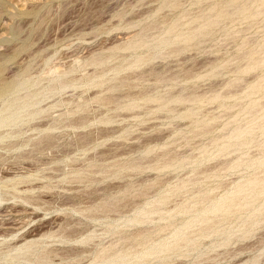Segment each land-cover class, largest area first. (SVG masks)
<instances>
[{
  "label": "bare ground",
  "instance_id": "1",
  "mask_svg": "<svg viewBox=\"0 0 264 264\" xmlns=\"http://www.w3.org/2000/svg\"><path fill=\"white\" fill-rule=\"evenodd\" d=\"M197 1L200 2L202 0H197ZM209 1L211 2L214 0H209ZM161 2H162L160 7L161 10L169 7L172 8L173 10L177 8L180 9L179 6L181 1L178 2V0H162ZM220 3L219 4L217 3V5L216 4L214 5L213 3L212 7H208L209 8V10L207 9L208 12H206L207 10L205 11L204 9L203 11H205V14H201V16L199 15V17L195 16L196 18L191 20L189 19L187 21H185L184 19L186 18V16H189L191 14L187 13L188 11L187 12L184 11L188 15L182 12L183 14L180 17L176 16L178 18H174L175 20L169 23V25L167 24L168 27L165 28L163 32H161L156 36L154 35L150 36L147 32L148 30L144 28L140 32L135 33L133 36L129 37L126 43L113 46L112 48L108 49L109 50L108 54H93L91 55V57L85 60H81V57L80 59L76 58L74 62L69 66H63V65L61 66L60 64L56 65L57 63L55 65H50L51 59L53 57H48V58L43 57L42 58L43 67L40 71L36 73V75L32 73L33 68L31 66L32 64L31 61L26 65H23L26 59L25 60L23 59L24 60L23 62L17 61L14 63L15 59L19 57V55L22 52L27 51L30 48L29 44H24L22 47L14 49L10 52L7 51L8 53L5 52L3 53L1 51L2 53H0V145L8 142L9 143L8 145L10 146L11 149H15V148L19 149L30 146V142H32L33 137L28 136V133L35 132L38 135H41V137L38 138L37 141L33 144L35 147L36 146L40 147L44 139H47L48 144L50 146H53L52 141L56 138L55 135L53 134L60 129L61 125L62 127L64 125L62 124V121H64L62 117L63 116L73 117L71 119L75 120L74 118L77 114L89 110L88 108L91 103L94 104L96 103L100 107H104L106 111L102 113L101 114L102 116L100 117L99 115L98 117H96L97 115L95 116V118L93 117V120L98 119L95 122L90 120L92 118L86 119L85 116L78 118L79 120H82L81 124L79 123V120L78 122L77 120H75V122H77L78 124L74 123V121L72 120L71 121L73 122L72 124L71 122L70 124L67 123L68 128L70 127L73 130H75L76 128H80L81 126L82 127L86 126V124L90 125L91 123H95V124L101 123L105 125L112 124L113 120L116 121L115 120L116 117L121 116V114H119L120 111L133 113L132 116L135 119L136 118L140 119L142 116L143 118L144 117L146 118V116H148L149 118H146L144 120H149L151 116L154 115L156 116L157 114L164 113L167 114V116L163 115L164 118L166 116V119L168 120L171 119L170 121L175 120L173 118H177L176 120L190 119V121L191 120L193 121L200 114L199 112L200 105L202 107L203 105H205L204 103L222 100L226 97L225 94H224L225 97L222 96L223 94L220 95L219 93H214L209 96L210 92L207 95L206 91L203 92L202 90L201 91L203 92V94L201 92H199V94L196 93L195 89H198L197 87L193 90L195 92L191 91L192 89L189 91V88L180 89L178 87L177 88L175 87L180 83L182 84L183 82L188 83L190 80L193 81L195 80L194 82H196L197 80V82H199V80L201 79L203 80V78L206 76H210V78L218 77V75L220 74L217 71L219 64L216 62L218 65L214 66L213 63H211L213 67L211 66L212 68L207 74H205L206 76L205 75L203 76L201 73L185 74L184 73L185 71L184 72L181 71L185 75H183L182 73L180 74L179 72H178L179 74L178 73L173 74L174 73L173 72L171 73V75L167 76L166 74L168 71L166 72V74L159 73V70H156L153 67L151 68V65H153L154 62L157 61L158 59L166 61L168 58H172V57L176 58L178 56L180 57V55H182L186 51H189L191 48H195V47L200 48L201 47L200 45L202 44L204 38L206 37L208 38V36L210 37L212 35L215 36L214 30L220 26L222 20L228 19L230 21L231 20L235 21V18L236 19L240 18L243 21L248 19L254 20L255 18L261 16L264 17V0H224V3H221V5ZM23 8L24 7H22L21 9ZM169 21L170 20L166 21V23H168ZM118 29L119 28H117V30ZM218 30L216 32H218ZM1 43L2 41H0V44ZM118 51L127 52L128 55L122 56V60L119 65L112 67L108 66L113 59L119 57L117 55ZM259 51L256 48H252L250 52L248 51L249 52L248 54L244 55L245 57H247L248 61L246 67L243 68L240 67L242 69L239 68L240 70L238 71L240 73H249L250 71L254 70L257 66L264 64V57L262 58L256 57V56H260ZM31 57H33L32 59L33 61L36 57H38V54L36 52L31 53L29 54V56H27V59H30ZM9 63L16 64L15 67L18 66V69L15 68L17 69L16 71L10 72L9 71L10 66H8ZM88 67H95L96 69L92 73L89 72L84 75H80L78 77L75 75L81 71H85ZM146 67H148V69L144 70L146 69ZM187 70L189 71V69ZM125 73L126 75H124ZM9 74L11 75L8 76ZM150 77L153 78V82H154L153 84L155 85L150 84L151 87L150 86L148 87L146 85H149L148 82L151 81L149 79H152ZM263 83H264V77L258 80V82L248 86L249 92L247 97H249L250 103L246 105V107L242 110V112H240V114H238L239 116L241 115V113H244V115H246L248 119V120L246 119L247 120V123L245 124L246 126L245 125L239 126L237 123L238 126L235 127L233 125L234 127H232V129L227 133V135L225 134V136L222 137L218 136L216 138L212 137L213 139L211 141L212 144L211 146L213 147L212 149H210L211 146L209 147L205 145L206 147L203 146L199 150L198 156L196 154H195L196 156L193 155L185 156V153L183 154V152L180 154V153H172L173 151L170 152L171 149L170 151H168V149H166V147L168 146L166 143H164V145H161L160 143V145L152 146L153 140L151 139L153 138L150 137L151 139L143 143V146H140V148L136 145L139 148L138 152H140V155L143 154V156H139L142 157L141 160L140 159L137 160L138 158L136 159L137 161L136 160L132 161L129 159V161L117 162L113 164L99 166L95 170H91L92 171L91 173H93L96 176L97 174L109 175L110 173L111 176L106 177L105 179L104 177L103 178L101 177V179L95 178L94 175L92 176L94 178H89V177L84 178L83 173L80 170H76L73 172L75 176L74 177L72 176L73 178H71L69 182L72 184L73 182L74 183L86 182L91 184L94 183L99 184V183H103L105 180H107V178L110 177H113L114 179L122 178V175L126 173V171L127 172L133 171L136 172L138 175L145 173L147 171L165 173V171L168 170L174 171L177 169H183L187 165L192 166V164L195 168L197 167L198 169H201L199 167H201L203 164L205 165V163L207 162H210L214 159H217L225 155H229L230 153L234 154L233 152H230L232 151L230 149H233L234 152L237 151L236 153H239L241 151L240 149H243V147L245 148L248 145L250 146L251 142L254 143L256 141V139L258 138V137L254 138V134L256 131H258V133L260 131L261 132L260 134L264 135V129H263L264 106L262 107L261 104V108L259 107V109H256L258 102H256V100L252 98V96L258 95L260 93L263 95L264 98ZM180 85L179 87H181ZM77 89H83L82 91L83 95L85 93H89L93 89H97L98 92L93 94V96L91 95L89 97L88 96L84 97L85 95L84 96L82 95L79 97V100L72 99L73 96L69 99H65V100L62 99V96L65 93H67V91L69 90L76 91ZM174 89H176V92L174 91ZM177 89L179 90L177 91ZM212 92L213 90L211 91V93ZM229 98H233V96L226 97L225 99H229ZM49 100H54V102L49 106L48 109H45L44 106L42 105L48 102ZM214 103H210V104H214ZM219 105L222 106V103L221 104L219 103ZM259 105L260 104H258V106ZM63 106H71V108L67 109L65 113L59 114L57 117H54L55 115L53 113L49 114L50 110ZM221 106L219 107L221 108ZM136 110L137 111L144 110V111L142 113H140L141 111L137 113ZM110 112L113 113L114 115L113 114H112L113 116H111V114L109 115L108 113ZM160 115L158 116L160 117ZM201 115L202 113L200 114V117ZM155 116L153 117V119L155 118ZM46 117L49 118L51 117L52 122L46 125L44 128H42L43 126L40 124L31 125L32 122ZM213 118L211 117L209 119H212V121H214ZM195 120L196 121H194L193 123L194 125H196L195 127L198 129L197 131L198 134L199 135L202 134L201 136H205L207 134L212 133L216 127L213 126L214 124H212V122L210 123L209 121H204V120L200 121L198 119ZM236 121L237 120H235L234 123ZM228 124L231 125L230 122H228ZM228 124H227V128H229ZM256 135L258 136L259 134ZM104 136L102 137L104 138ZM124 138L127 139L126 136H124ZM252 138H254L255 141L254 140L252 141L251 140ZM11 139H17V140L14 142H10ZM155 139L158 138L155 137ZM258 148L260 149V145ZM160 149H166L167 151L165 150L162 153L158 152L157 154L156 151L158 150L160 151ZM86 150L87 149H85V151ZM238 150L240 151L238 152ZM154 153H155L154 157L150 158ZM239 154L242 155L241 153ZM90 162H92L90 164L91 169H94L96 167V165L93 163L94 161L91 160ZM220 163L218 162V165ZM218 165H215L217 166L216 167L217 171H213V168L211 169L208 167H207L208 169L204 168L205 169L204 172L201 171L202 169L200 170L201 172L197 171L200 174L203 172L202 173L204 174L203 180H201V178L196 179L197 177L194 176L196 180L195 179L193 180L192 178L191 179L177 178L178 180L176 182L169 183V181L162 182V180L160 179L161 177H158L152 182L141 183V185H138L137 187L135 185H130V184H125L120 186L118 193H122L121 194L122 196H112L110 194L108 195L109 191L104 189L103 195H105V197L101 196L97 199L100 200V202H93L92 199V201H90L89 204L90 206L84 209L82 208L80 210L79 209L73 210L75 212L78 211L81 213L94 212L95 214H78V215H80V217L82 216L90 220L93 223L98 222L100 226L104 225L105 226L104 229H101L102 231L101 237L97 236L98 234L96 235L97 230L91 231L90 227H89L90 229L69 230L68 228L69 226H71L72 223L69 221L67 222L66 220L67 223L65 224L64 222L63 226H60L57 231H53V229L52 230L48 229L49 231L47 232L44 233L41 232L42 234H40L39 237L42 240H35V241L25 240L26 242L21 245H18L20 244L18 242V244L16 243L17 245L7 244L5 248L0 247V264H62L69 259H73L77 262L86 260L87 264H151L152 262H155V260L157 259H160V261L161 260L164 261L166 259H169L172 255L176 256L179 253H182L183 255H188L191 253L198 252L201 246L204 245V240L210 239L212 237H213L212 239H214V237L215 238L217 237L219 241H224V240H220V238L221 237L224 238L225 235H231L233 232L236 233L235 229L236 231L241 232V234L243 235V236L241 235L242 236L241 238L249 237L251 233L254 232L255 226H257L259 222L258 217L260 216V214L262 215L264 214V170L259 171L262 170V168H264V152H261V155L255 159L250 158V156L249 158L247 156L245 158L243 156L240 157L237 156L236 158L235 156V159L221 165L222 167ZM219 167L221 168L217 169ZM241 167L245 168L246 173L241 177L242 180H240L239 182L233 184L231 183L228 186H226L224 189L219 186L220 184L214 185L212 187L203 188L204 186H202V184L206 183L208 179L220 178L219 174L222 171H233L236 169H240ZM189 169L191 170V168ZM26 170L30 172L31 169L30 170L26 169ZM1 171L3 172L2 169ZM12 174L13 173H11V175L9 176L11 177ZM3 176L7 177L6 174H4ZM25 183H28L27 179H21V178L8 179L4 182H1L0 205L10 200H16V199H19L24 203H31L32 201H30L29 198L19 195L20 193L26 192L28 190L26 187H25L26 188L25 191H23L24 188L23 190H21L22 188L21 189L18 188L19 185ZM155 187L158 188L154 190L152 193H150L149 191ZM6 189L10 191L7 192L3 191ZM30 189L32 190V188ZM219 189H223L224 193L221 194L217 192ZM173 197L180 198V202L179 201L176 202L175 206L172 209H167L165 206H167V204L170 201H172L171 199ZM127 198H131L132 200H134V198L140 199L139 201H134L132 203L134 214H120L119 212L120 210L118 209V207H121L120 203L122 201L123 202L126 201ZM124 205L126 207L127 202H125ZM8 207L11 208V206ZM6 213H4V215ZM17 213L19 215V211ZM111 213H116V214H111ZM262 217H264V215ZM36 218L37 217H35L34 220ZM18 221L16 223H18ZM26 221H28V219ZM14 222L15 221L13 220L12 224ZM21 222L22 221L20 220L19 224ZM5 225L7 226L6 223H1L0 221V227H4ZM15 225L17 224H14V226ZM16 227L18 226H15L14 229H17ZM4 228H9V227H4ZM3 232L0 233V237L6 238L9 236L7 235L9 234L8 230L5 231V233ZM10 235H13L12 231ZM13 236L14 238L17 237V235H13ZM24 236L25 235H21V237L25 238L26 236L25 237ZM37 236L38 235H36L35 237L38 238ZM104 236H113L115 239H112L107 244H104L102 240V237ZM28 237H31V235L29 234ZM97 238L100 239L98 240L100 242L95 243L96 246L93 248L84 247L80 249L74 247L69 249H64V248L62 249L57 247H50V245L53 244L67 245L71 243L90 245V243L94 242V240ZM228 238L229 240L226 239L227 240L225 243L226 246L230 241H233L230 239V237ZM179 257L181 256L179 255Z\"/></svg>",
  "mask_w": 264,
  "mask_h": 264
},
{
  "label": "rangeland",
  "instance_id": "2",
  "mask_svg": "<svg viewBox=\"0 0 264 264\" xmlns=\"http://www.w3.org/2000/svg\"><path fill=\"white\" fill-rule=\"evenodd\" d=\"M161 1L162 0H13V1L0 0V41H2V43L0 44V53L2 52L8 53L14 49L22 47L24 44H29L30 48L27 51L22 52L19 55V57L15 59L14 63L17 61L23 62L26 59L23 63V65H26L31 61L32 63L31 66L33 68L32 73L36 75V73L40 71L43 67L42 66L43 57L44 58L53 57L51 59L50 65H55L57 63L56 65L60 64L61 66L62 65L69 66L74 62L76 58L80 59L81 57V60H85L91 57V55L93 54H108L109 51L108 49L112 48L113 46L126 43L129 37L133 36L135 33L140 32L144 28L148 30L147 32L150 36L151 35L156 36L161 32H163L165 28L168 27L169 23L175 20L174 18H178L176 16L180 17L183 13L184 14L190 13L191 15L186 16L184 20L185 21L189 19L191 20L196 17H199V15L201 16V14H205V11L207 9L209 10L208 7H212L213 3L214 5L215 4L217 5V3L219 4L221 1H222L221 3H224V0H216V1L214 0L211 1L212 3L209 0H204L207 2H204L203 0H202L203 2L202 1L199 2L197 0H183V1L178 0V2L181 1L179 6L180 9L177 8L173 10L172 8L169 7L161 10L160 8L162 3ZM22 7L24 8L21 9ZM27 7L30 8L28 9ZM7 8H9L10 10ZM204 9L205 11H203ZM208 10L206 12H208ZM184 11L186 12L188 11V12L185 13ZM168 20L170 21L166 23V21ZM263 20L264 17L262 16L257 17L254 20L248 19L242 21V19L240 18L237 19L235 18V21L234 20L230 21L228 19L222 20L221 22L222 25L220 24V26L214 30L215 36L212 35L210 36L211 38L208 36V38L206 37L203 39V42L200 45L201 47L200 48L198 47L200 50L197 47L195 48H197L198 50L195 48H191L192 49V50L190 49L191 51L190 50L186 51L185 53L180 55V57L178 56L176 58L174 57L168 58L166 61L158 59L157 61L154 62L153 65H151V68L153 67L154 69L159 70V73L166 74V72L168 71L166 74L167 76L171 75V73L173 72H174L173 74H177L178 72L180 74L181 73L183 74L184 71L185 74L201 73L204 76L213 67L211 63H213L214 66L219 64L217 71L220 74L218 75V77L210 78V76L205 75L207 78L204 77L203 80L201 79L202 81L199 80V82H197L196 80L197 84L196 82H194L195 80L194 81L190 80L189 81L190 83L183 82L182 84L180 83L181 85L179 84L181 87H179V85L175 87V88L178 87L180 89L189 88V91L191 89H192L191 91H193L197 87L198 89H195L196 93L199 94V92H201L203 94V92L206 91L207 95L210 92L209 96L214 93H219L220 95L223 94L222 95L223 97L233 96V98L225 99L226 98L225 97L222 100L214 101L216 103L214 102L204 103L205 105L202 104L203 105L202 107L200 105L199 112L200 114L202 113V115L200 117L199 114L198 117H196L195 119H198L200 121L201 120L209 121L210 123L212 122V124H214L213 126L216 127L214 129L215 132L213 131L212 133H210L211 135L210 134H207L205 136H201L202 134L199 135L197 132L198 129L195 127L196 125H194L193 123L194 121H196L195 119L193 121L191 120L192 122L190 121V119L176 120L177 118H173L175 120L170 121L171 119L169 120L166 119L167 114L164 113L163 114L160 113L161 115L157 114L156 116L160 115V117L158 116L159 118L154 115L156 119L155 118L153 119L154 116H151L152 118L150 117L149 120H144L149 117L146 116V118L145 117L143 118L142 116L143 114H142L141 118L144 120L143 121L141 118L140 119L136 118L138 119L136 120L132 116L133 113L120 111L119 114H121V116L116 117L115 118L116 121L113 120L112 124L105 125L101 123H96V124L91 123L92 121L95 122L98 120V119L93 120V117L95 118L96 115H97L96 117H98V115L100 117L102 116L101 114L106 111L104 107H100L96 103L95 104L91 103L89 105L88 111H84L82 113L80 112L74 118L75 120H77V122L79 120L78 118L80 117L85 116L86 119L92 118L90 119L92 120L90 122L91 124L88 123L90 125L86 124V126L83 127L81 126L82 129L80 127L73 130L70 127L68 128V124H70V122L73 120L71 119L73 117L63 116L62 119L64 121H62V124L64 125L63 127L61 125L60 129L53 134L56 137V138L54 137L55 139L52 141L53 146H50L47 142V139H44L40 147L37 146L35 147L33 144L37 141L38 138L41 137V135H38L35 132L28 133V136L34 138V139L32 138L33 143L30 142V146L19 149L17 148L11 149L10 146L8 145L9 144L8 142L1 144L0 173L3 174H0V183L8 179H20V178L27 179L28 183L21 184L18 186V188L19 189L22 188L21 190H23L24 188L23 191H25L26 188L28 190L26 192L20 193L19 195L29 198L30 201H32L33 203L31 202L32 203L31 205V203H24L19 199H16V200H10L0 205V214L2 215V216L0 215V221L1 223L7 224V226L5 225L4 227H9V228L0 227V233H2L3 231H4L3 233H5V231L7 230L9 233L7 234L6 232V234L9 235L6 238L0 237V247L5 248L7 244L17 245L18 242L20 243L18 245H21L26 241L42 240L39 237L40 234L52 229L53 231H57L60 226H63L64 222L66 224L68 221L72 223L71 226H69L68 228L69 230L91 228V231L97 230L96 235L98 234L97 236L101 237L102 235L101 229H104L105 227L104 225L100 226L98 222L93 223L90 220L82 216L80 217V215H78V214H95L94 212L81 213L78 211L75 212L73 210H78V209L80 210L82 208L84 209L90 206L89 204L90 201H92V199L93 202H100V200L97 199L101 196L105 197V195H103L104 189L109 191L108 195L110 194L112 196H122L121 195L122 193H118L120 186L125 184H130V185H135L137 187L138 185H141V183L152 182L158 177H161L160 179L162 180V182L169 181V183L170 182L174 183L178 179H184V178L185 179L192 178L194 180L195 179L194 176L197 177L196 179L201 178V180H203L204 174L202 173L205 171V169L213 168V171H217L216 170L217 166L215 165H218V162L219 163L221 162L219 164L221 166L235 159V156L236 158L237 156L238 157L243 156L244 158L246 156L249 158L250 156V158L253 159L259 157L261 155V152H264V140H263L264 135L260 134L261 133L260 131L259 133L258 131H256L254 134V138L258 137L256 141L254 140V138H252L251 140L252 141L254 140L255 141L254 143L251 142L250 146L248 145L245 148L243 147V149H240L241 151L238 150V152L240 151L239 153H241L242 155L236 153L237 151L234 152L233 149H230L232 150L230 152H233L234 154L230 153L231 155L230 154L225 155L217 159H214L210 162H207L205 163V165L203 164L201 167H199L202 170L198 169L197 167L196 169L192 164V166L187 165L188 167L186 166L183 169H177L174 171L168 170L165 171V173L147 171L145 173L138 175L136 172L126 171V173L122 175V178L114 179L113 177H110L107 178V180H105L103 183H99V184L96 183L91 184L86 182H75V183L73 182L72 184L69 182V180L75 176L73 172L76 170H80L83 173L84 178L95 177L101 179V177L102 178L104 177L105 179L106 177L111 176V174L110 173L109 175L97 174L96 176L93 173H91L92 172L91 170H95L99 166H104L117 162L129 161V159L132 161L136 160L137 158H138L137 160L139 159L141 160L142 157L139 156H143V154L140 155L138 149L140 148V146H143V143H145L147 140H150L151 138H153L151 139L153 140L152 146L160 145V143L161 145H164V143H166L168 145L166 149H168V151H170L171 149L170 152L173 151L172 153L181 154L183 152V154L185 153V156H189V155L198 156L199 150L203 146L206 145L210 147L212 145L211 144V141L213 140L212 137L216 138L218 136L221 137L225 136V134L227 135V133L232 129V127L234 126L237 127L238 125L244 126L247 123L248 119L246 115H244V113H241L240 116L238 114H240V112H242V110L246 107V105L250 103V99L249 97H247L249 92L248 86L258 82V80L264 77V64L257 66L254 70L250 71L249 73H240L238 70L242 69L243 67H246L248 59L244 55L248 54L250 50H252V48H256L258 51L260 49L261 51V52L259 51L260 56H256V57H260V58L264 57V48H263L264 21ZM117 28L119 29L117 30ZM217 30L218 32H216ZM35 52L38 54V57H36L33 61H32L33 57L27 59V56H29V54ZM117 55L119 57L113 59L108 66L112 67L119 65L121 63L122 56L128 55V53L118 51ZM15 65L16 64L13 63L8 64V66H10V70H9L10 72L16 71L18 69V66L15 67ZM95 69H96L95 67H88L85 71H81L75 75L78 77L80 75H84L89 72L92 73ZM147 69L148 67H146V69L144 70ZM187 69H189V71ZM192 70L194 71V73ZM10 75L11 74H9L8 76ZM124 75H126V73ZM149 80L151 81H149L148 82L149 85L146 86L151 87V85H155L153 84L154 83L153 78ZM229 83H231L232 85ZM211 89L213 90L212 93H211L212 91ZM178 90L179 89H177V91ZM82 91L83 89H77L76 91L69 90L67 91V93H65L62 96V99L64 100L69 99L73 96L72 99L79 100V97L83 95ZM174 91L176 92V89H174ZM96 92H98V90L93 89L89 93H85L84 94L85 96L84 95L83 96L84 97L86 96L89 97L91 95L93 96V94H95ZM233 92L236 93L234 94ZM252 98L256 100L258 104H260L259 106L257 104L256 109H259V107L261 108V104L262 107L264 106L263 105L264 98L261 93L252 96ZM53 102L54 100H49L48 102L44 103L42 106H44L45 109H48ZM210 103H214V104H210ZM219 103L220 104L222 103V106L224 105L223 107L226 108H223L221 105H219ZM219 106H221V108ZM91 107L94 111L91 109ZM70 108L71 106L59 107L50 110L49 114L53 113L55 115L54 117H57L59 114L65 113L67 109ZM143 111L144 110H138V111L136 110L137 113L138 112L142 113ZM108 114L109 115L111 114V116L114 115L111 112ZM163 115H166L165 118ZM211 117L212 118L214 117L213 118L214 121H212V119H209ZM75 120H73L74 123L78 124L77 122H75ZM235 120L237 121L234 123ZM51 122H52V118L46 117L32 122L31 125L40 124L43 126L42 128H44L46 125H48ZM228 122H230L231 125H229ZM72 123L73 122H71V124ZM79 123L81 124L82 120H79ZM227 124L230 129L227 128ZM256 134H259L260 137L259 135L257 136ZM101 135L102 136L105 135L107 139L105 136L103 138ZM124 136H126L127 139H125ZM155 137L158 138L160 141L158 139H155ZM154 139L157 141H155ZM16 140L17 139H11L10 142H14ZM259 145H260V149L258 148ZM212 148L213 147L211 146L210 149ZM85 149L87 150L85 151ZM166 149H160V151L158 150L156 152L157 154L158 152L162 153ZM154 155L155 153L150 158H153ZM91 160H93L94 161L93 163L96 165L94 169H91L90 167V164L92 163L90 162ZM221 167L217 169H220ZM25 168L29 170L31 169L30 172ZM189 168H191V170ZM1 169L3 170V172L1 171ZM200 170L203 171L201 174L198 173L201 172ZM263 170L264 168H262V170L259 171H263ZM9 172L13 173L11 177L9 176L11 175V173ZM245 173L246 170L244 167L243 168L241 167L240 169H236L233 171H222L219 174L220 178L208 179L206 183L202 184V186H204L203 188H207L220 184L219 186L224 189L229 184L237 183L240 180H242L241 177ZM4 174H6L7 177L9 178L3 176ZM93 175L94 177H92ZM30 188H32V190ZM157 188L158 187L152 188V190H150L149 192L152 193ZM98 189L100 192L98 191ZM223 189H219L220 191L218 190L217 192L223 194L224 193ZM3 191L7 192L10 190L6 189ZM139 200L140 199L137 198H134V200H132L131 198H127L126 201L124 202L122 201L120 203L121 207H118V209L120 210L119 211L120 214H134L132 203L134 201H139ZM171 200H172L170 201L171 203L169 202L167 206H165L167 209H172L175 206L176 202L178 201L180 202V198H176V197H173ZM125 202H127L126 207L124 205ZM5 206L6 207L11 206V208L8 207L9 208L8 209ZM3 208L7 211V213ZM40 208H42L43 210ZM14 209L16 211V214ZM18 211H19V215L17 213ZM4 213L6 214L4 215ZM111 214H116V213H111ZM261 215L262 214H260V216ZM260 216L258 217L259 222L257 226H255L254 232H252L249 237L241 238L243 235L241 234V232H238L235 229L236 233L233 232L231 234L232 236L234 234L233 237L231 235H225V237L227 238L225 237H224L225 239L223 237L220 238V240H224L225 242L219 241L217 237H216L217 239L215 237L214 239H212L213 238L212 237L210 239L204 240V245L201 246L198 252L191 253L188 255H183L182 253H179L176 256L172 255L173 257L171 256L169 259H166L164 261L163 260L160 261V259H157L155 260L156 263L152 262L151 264L154 263L155 264H264V221H263L264 217L262 216L260 217ZM35 217L37 218L34 220ZM27 219L28 221H26ZM13 220L15 222L12 224ZM16 220L17 221L19 220L18 223H16L17 222ZM20 220L23 222V224L22 222L19 224ZM14 224H17L15 225L18 226L16 227L17 229H14L15 228ZM43 228L45 229V231ZM11 231L13 232V235H17L16 238H14L13 235H10ZM29 234L31 235V237H28ZM21 235H25L26 237L24 236L25 238H23L21 237ZM36 235H38L37 236L38 238L35 237ZM238 235L240 239L238 238ZM228 237H230V239L232 237L231 240L233 241H230L226 246L225 243L227 241L226 239L229 240ZM112 239L115 238L113 236L102 237L104 244H107ZM98 240L100 239L99 238L95 239L94 242L90 243V245L71 243L67 245L53 244L50 245V247H57L62 249L63 248L69 249L74 247L80 249L84 247L93 248L96 246L95 243L100 242ZM179 255L181 257H179ZM64 263L87 264V261L84 260L81 262H77L73 259H69Z\"/></svg>",
  "mask_w": 264,
  "mask_h": 264
}]
</instances>
